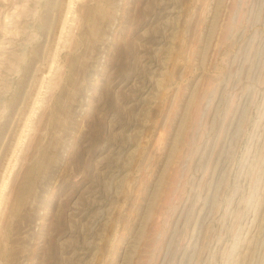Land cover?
<instances>
[{
  "label": "rangeland",
  "instance_id": "374dc122",
  "mask_svg": "<svg viewBox=\"0 0 264 264\" xmlns=\"http://www.w3.org/2000/svg\"><path fill=\"white\" fill-rule=\"evenodd\" d=\"M0 264H264V0H0Z\"/></svg>",
  "mask_w": 264,
  "mask_h": 264
},
{
  "label": "bare ground",
  "instance_id": "6f19581e",
  "mask_svg": "<svg viewBox=\"0 0 264 264\" xmlns=\"http://www.w3.org/2000/svg\"><path fill=\"white\" fill-rule=\"evenodd\" d=\"M195 112V111H194ZM174 171H176V169H174ZM173 173V172H172ZM176 173V172H175ZM174 176V175H173ZM177 178V177H176ZM169 181V180H168ZM173 181V180H172ZM174 182V181H173ZM171 189H173V188H171ZM168 198H169V196H168ZM166 199V198H165ZM171 199V198H170ZM164 201V200H163ZM168 201H170L169 199H168ZM168 203V202H167Z\"/></svg>",
  "mask_w": 264,
  "mask_h": 264
}]
</instances>
